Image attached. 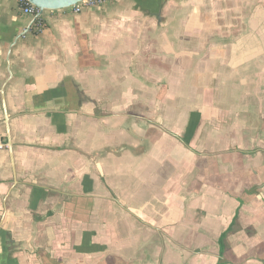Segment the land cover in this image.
Wrapping results in <instances>:
<instances>
[{
    "label": "crops",
    "instance_id": "crops-1",
    "mask_svg": "<svg viewBox=\"0 0 264 264\" xmlns=\"http://www.w3.org/2000/svg\"><path fill=\"white\" fill-rule=\"evenodd\" d=\"M0 264H264V0H0Z\"/></svg>",
    "mask_w": 264,
    "mask_h": 264
},
{
    "label": "water",
    "instance_id": "water-1",
    "mask_svg": "<svg viewBox=\"0 0 264 264\" xmlns=\"http://www.w3.org/2000/svg\"><path fill=\"white\" fill-rule=\"evenodd\" d=\"M34 7L38 14L41 15L44 11H57L75 6L84 0H26Z\"/></svg>",
    "mask_w": 264,
    "mask_h": 264
},
{
    "label": "built area",
    "instance_id": "built-area-1",
    "mask_svg": "<svg viewBox=\"0 0 264 264\" xmlns=\"http://www.w3.org/2000/svg\"><path fill=\"white\" fill-rule=\"evenodd\" d=\"M108 1H110V0H84V1L76 4L75 6H73L71 8L73 9L74 13H78L83 7H97V6H100V5H102ZM22 12H23V14H26V15H34L37 12V10L35 12L34 7L25 6V7H22ZM1 133H2V126L0 124V150L6 148V146H7L1 140Z\"/></svg>",
    "mask_w": 264,
    "mask_h": 264
},
{
    "label": "trees",
    "instance_id": "trees-1",
    "mask_svg": "<svg viewBox=\"0 0 264 264\" xmlns=\"http://www.w3.org/2000/svg\"><path fill=\"white\" fill-rule=\"evenodd\" d=\"M19 4H20V7H25V6H30L31 5L29 3H27L25 0H19ZM35 12H36V9L34 8Z\"/></svg>",
    "mask_w": 264,
    "mask_h": 264
}]
</instances>
